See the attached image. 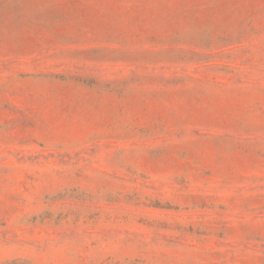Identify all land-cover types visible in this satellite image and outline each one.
Instances as JSON below:
<instances>
[{"label": "rangeland", "instance_id": "1", "mask_svg": "<svg viewBox=\"0 0 264 264\" xmlns=\"http://www.w3.org/2000/svg\"><path fill=\"white\" fill-rule=\"evenodd\" d=\"M0 264H264V0H0Z\"/></svg>", "mask_w": 264, "mask_h": 264}]
</instances>
